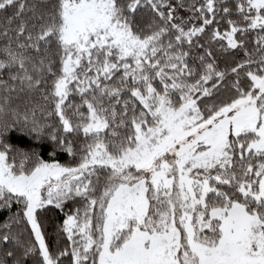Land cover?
Returning <instances> with one entry per match:
<instances>
[{
  "label": "snow or ice",
  "instance_id": "snow-or-ice-1",
  "mask_svg": "<svg viewBox=\"0 0 264 264\" xmlns=\"http://www.w3.org/2000/svg\"><path fill=\"white\" fill-rule=\"evenodd\" d=\"M0 264H264V0H0Z\"/></svg>",
  "mask_w": 264,
  "mask_h": 264
},
{
  "label": "trees",
  "instance_id": "trees-1",
  "mask_svg": "<svg viewBox=\"0 0 264 264\" xmlns=\"http://www.w3.org/2000/svg\"><path fill=\"white\" fill-rule=\"evenodd\" d=\"M13 142L17 143L21 147H29L31 145V140L29 137L20 136V135H15L13 137ZM45 155H46V152H45ZM60 159H61V162H64L65 160H67L69 158L65 157V156H61ZM51 231H52V229L49 228V232H51Z\"/></svg>",
  "mask_w": 264,
  "mask_h": 264
}]
</instances>
